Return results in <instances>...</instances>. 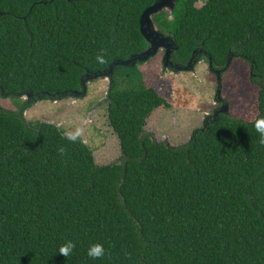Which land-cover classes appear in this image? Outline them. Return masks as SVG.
Instances as JSON below:
<instances>
[{"label":"trees","instance_id":"1","mask_svg":"<svg viewBox=\"0 0 264 264\" xmlns=\"http://www.w3.org/2000/svg\"><path fill=\"white\" fill-rule=\"evenodd\" d=\"M156 1L0 0V102L15 108L0 103V264H264V146L254 128L264 117V0H177L152 16L173 42V64L197 54L213 71L232 57L248 65L258 87L251 121L218 113L182 145L152 141L148 117L169 104L139 63L116 66L106 95L119 162L97 165L82 140L25 118L34 100L71 95L86 75L144 52L139 20ZM66 241L75 248L63 257ZM96 243L105 255L92 259Z\"/></svg>","mask_w":264,"mask_h":264},{"label":"rangeland","instance_id":"2","mask_svg":"<svg viewBox=\"0 0 264 264\" xmlns=\"http://www.w3.org/2000/svg\"><path fill=\"white\" fill-rule=\"evenodd\" d=\"M202 5L201 1L195 4L197 8ZM168 11V8L162 10L166 15ZM154 28L159 32L155 25ZM163 56L164 48L146 61L138 62L147 86L169 104L167 108L154 110L148 117L145 133L152 141L171 147L182 145L193 131L201 129L218 113L244 121L256 117L258 87L250 82L249 67L242 60L229 58L223 71H213L210 62L198 60L195 54L187 70L174 71L163 66ZM82 81L85 88L77 95L34 102L31 96L25 95L21 101L33 102L25 118L33 125L53 123L64 132L80 127L83 134L79 139L91 149L97 165L119 162V142L107 119L106 95L111 81L105 76ZM0 103L5 109H15L9 99H1Z\"/></svg>","mask_w":264,"mask_h":264},{"label":"water","instance_id":"3","mask_svg":"<svg viewBox=\"0 0 264 264\" xmlns=\"http://www.w3.org/2000/svg\"><path fill=\"white\" fill-rule=\"evenodd\" d=\"M176 1L177 0H157L152 6H150L149 8H147L146 10L142 12L140 16V20H139L140 33L143 36L144 40L149 44V47L144 52L138 55H135L126 61H115L108 67L106 71L102 73H94L92 75H86L85 78L88 79L89 77L95 78L97 76H105L109 78V81H111L110 76L112 75V72L116 66L132 67L138 62L142 63L146 61L147 59H149L151 56H154L162 48H164V56H163L162 63L165 68H169L174 71H179L183 69L187 70L192 59L190 60V62H188L187 66H184V67L173 64L170 60L171 53H172L170 50H172L173 42H171L169 37H166L162 35L160 32H157L154 28V23L152 21V16L162 12V10H166L167 8L172 10ZM110 86H111V82L109 83L108 90L110 89ZM84 88L85 87L83 84L81 86L82 92ZM80 92L74 91L72 94L77 95ZM30 96L31 94L26 95V97H30Z\"/></svg>","mask_w":264,"mask_h":264},{"label":"clouds","instance_id":"4","mask_svg":"<svg viewBox=\"0 0 264 264\" xmlns=\"http://www.w3.org/2000/svg\"><path fill=\"white\" fill-rule=\"evenodd\" d=\"M105 54L106 53L104 51H101L100 53H98L97 56L95 57L96 62L99 64L106 63ZM254 128H255V131L260 136L259 144L261 146H264V117L255 119ZM82 134H83V129L80 127H77L75 129H72V130H69L63 133L65 138L73 143H75L81 137ZM65 154H66V149L64 147H60L58 149V155L64 156ZM74 248H75V245L73 242L66 241L64 244H62L59 247L58 254L63 257H68L69 255L72 254ZM87 255L92 259H99L103 257L105 255L104 246L100 243L91 245L87 250Z\"/></svg>","mask_w":264,"mask_h":264}]
</instances>
